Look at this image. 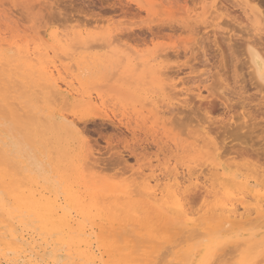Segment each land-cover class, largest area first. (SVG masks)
Returning a JSON list of instances; mask_svg holds the SVG:
<instances>
[{"label": "rangeland", "instance_id": "obj_1", "mask_svg": "<svg viewBox=\"0 0 264 264\" xmlns=\"http://www.w3.org/2000/svg\"><path fill=\"white\" fill-rule=\"evenodd\" d=\"M204 1L0 0V51L6 64L0 68L1 100L5 98L2 105L6 107H2L4 138L11 135L29 168V178L42 183L50 179L64 182L66 177L64 183H90V163L101 159L106 165L101 175L112 178L111 184L137 177L142 178L141 183L151 178L150 185H159L166 193L195 189L184 193L187 197L182 200L194 224L192 234L183 230L187 223L181 229L170 223L165 227L167 234L157 242L144 240L148 236L129 238L147 246L158 243L161 254L169 255L167 259L162 256V264H175L173 254L187 256L182 264H193L206 251L205 238L199 234L219 224L210 211L221 201L202 193L210 184L208 170L215 164L229 172L256 168L224 148L219 160L213 161L204 155L216 156V150L202 153L192 146L208 124L200 114L189 120L185 107L189 103L199 106L195 95L205 79L204 69L188 63L181 43L187 34L179 37L163 21L174 25L187 21L199 26L202 34L216 32L222 40L230 31L240 32L225 15L224 9L230 8L237 24L253 34L261 22L246 16L245 11L251 6L264 10V0H218L217 4L207 0L203 6ZM166 10L171 14L166 15ZM159 28L166 30L160 32ZM56 86L65 95L60 96ZM83 102L90 106L82 107ZM112 121L124 126L114 128ZM116 151L125 154L127 166L109 162ZM4 169L15 181L29 182L23 168L6 160ZM173 173L176 176L171 178ZM139 181L128 185H139ZM191 181L204 189L198 190ZM241 203L233 204L243 213L248 207L250 218L256 211L264 214V201L246 199ZM260 223L248 227L243 241L236 237L219 244L206 264H264V221ZM183 236L184 242L177 243Z\"/></svg>", "mask_w": 264, "mask_h": 264}, {"label": "bare ground", "instance_id": "obj_2", "mask_svg": "<svg viewBox=\"0 0 264 264\" xmlns=\"http://www.w3.org/2000/svg\"><path fill=\"white\" fill-rule=\"evenodd\" d=\"M166 1L170 2V0ZM217 1L213 0L212 3L217 4ZM224 10L231 23L239 26L236 27L241 36L230 31L227 37H222L220 40L221 37L219 38L216 32L212 36L209 33L202 34L199 26L196 27L195 24L187 21L178 25L163 21L168 24L167 30L175 34L179 33V37L187 34L181 43L185 45L188 63L194 62L204 69L202 77L205 79L200 83L201 86H198L195 95L199 106L196 108L189 103L185 107L189 113V120L192 116L199 117L200 114L208 124L192 146L202 153L209 152L211 148L217 151L216 156L206 153L204 156L208 157L207 160L212 158L213 161L219 160L222 154L220 150L224 148L228 153L243 157L256 167L252 171H245L246 173L229 172L223 165L215 164L208 170L210 184L204 186L205 190L202 193L205 196L202 194V197L208 198L206 195L220 197V203L210 209L212 218H216L219 224L213 229L202 232L203 234L196 231V236L199 234L205 238L206 251L195 258L193 264L208 263L209 255L218 248L219 244L236 237L243 241L245 234L249 232L248 227L261 225L260 222L264 221L262 211H256L255 217L250 218L248 207L243 208V213L233 204L239 201L244 205L246 199L264 201V168L261 164L264 163V10L251 6L250 10L245 11L246 16L261 22L260 29H255L253 34L246 28L242 29V24H237L236 17L231 15L234 11L230 8ZM165 14H171V10H166ZM200 18L198 19L197 16L198 21ZM189 19L194 20L192 17ZM165 30L159 28L160 32ZM3 60L0 51V68L6 65ZM216 84L220 85L218 89H215ZM1 88L0 263L162 264L163 257L165 259L167 255L165 251L161 254L163 248L158 243L147 246L141 241L133 242L129 238L134 236L143 239V236H148L144 240L157 242L161 239L159 236L167 234L165 227L170 223L175 226L180 225V229L183 223L185 225L187 223V227L183 230L192 234L194 224L191 218H188L184 210L187 206L182 204V200L187 197L183 194L195 190L193 188L166 193L159 189V185L151 186V178L143 179L141 183L139 179L142 178L137 177L111 184L109 182L112 178L101 175L106 168L105 161L101 159H94L90 163L91 182L87 180L88 184L87 181L64 183L67 182V177L64 182L50 181L49 178L50 180L46 179L47 181L43 183L32 177L29 178V168L25 165L21 151L12 144L10 134L6 139L4 138L2 111L6 107L3 106L5 98L1 100L3 96ZM56 90L60 96L65 95L58 86ZM203 91H206L207 95H204ZM83 103L85 104L82 107L90 106V103ZM178 112L179 115L184 113L183 110ZM111 123L114 128L124 126L121 122L120 126L114 121ZM73 126L75 127L74 124ZM127 147L129 149V146ZM112 155L115 157L112 159V156V161L109 162L113 165L127 166L123 152L116 151V154ZM64 158L66 159V156ZM5 159L23 168L29 182L20 183L8 175L4 169ZM62 162L61 158L59 163ZM198 166L203 167V165ZM175 176L176 174L171 178ZM128 180L131 181L123 183ZM136 180L139 181V185H135ZM191 182L190 186L194 184ZM130 183H135V186L128 185ZM179 185L177 184V189L180 190ZM197 185L194 184V187L198 190L204 189ZM143 231L146 232L145 235ZM118 237L122 240L120 241ZM165 238L167 236H164ZM183 238L184 236L180 237L181 240L177 238V243L182 242ZM172 257L175 264H182L187 256L173 254ZM217 258L215 259L218 260Z\"/></svg>", "mask_w": 264, "mask_h": 264}]
</instances>
